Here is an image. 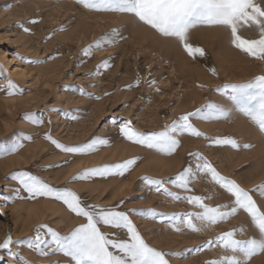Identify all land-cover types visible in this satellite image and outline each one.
Returning <instances> with one entry per match:
<instances>
[{
	"label": "rangeland",
	"instance_id": "1",
	"mask_svg": "<svg viewBox=\"0 0 264 264\" xmlns=\"http://www.w3.org/2000/svg\"><path fill=\"white\" fill-rule=\"evenodd\" d=\"M32 20L38 22L30 23ZM21 26L30 31L25 33ZM61 26L66 31H57ZM112 29L120 33L117 44L94 51L90 57L81 54L82 49ZM190 42L203 48L206 55L189 57L176 41L160 37L127 14L88 11L74 0H0V67L5 70L0 87L10 79L24 90L23 95L12 97L7 96L6 87L0 91V145L10 146L16 140L24 145L16 154L0 159V243L9 234L14 241L10 249L0 250V264H16L17 258L31 264H65L67 258L62 254L42 258L29 249L34 229L47 224L67 235L84 222L61 202L43 197L29 200L23 190L18 194L21 198H16L15 190L20 185L11 174L18 171L38 175L57 188L68 187L87 204L108 208L124 201L118 210L129 214L150 246L170 254L167 257L170 264H205L226 255L217 245L201 252L190 251L223 232L243 227L245 233L236 237L241 240L255 234L250 218L242 211L228 222L199 233L186 229L178 233L166 221H153L131 211L149 208L169 214L199 211L183 200L172 201L151 190L141 179L148 176L171 180L189 165L194 167L195 160L189 153L199 152L222 176L236 181L246 191L264 183V135L236 112L231 119L208 123L191 118V122L209 137L234 138L241 145L238 149L185 134L179 137L181 147L176 153L164 156L120 136L119 122L123 121L130 120L138 131L150 133L162 131L166 124L208 102L230 109L226 97L214 89L224 84L246 83L264 74V63L231 47L229 33L224 29L194 30ZM17 56L47 62L29 65ZM104 60H109L111 66L90 77ZM210 67L216 69V76L210 74ZM21 71L22 76L18 74ZM149 80L156 82L154 87L149 86ZM129 85L133 86L128 89ZM81 88L99 99L81 96ZM26 113L43 119V125L26 120ZM113 118L118 121L116 126L112 124ZM45 132L65 145L105 137L111 146L88 156L66 155L43 139ZM24 136L32 140H22ZM245 144L252 145L251 149H244ZM133 157L140 159L123 177H94L68 183L71 176L86 168L121 163ZM66 160L70 163L64 164ZM165 186L180 196L211 197L204 202L213 207L231 200L229 194L204 176L192 182L189 192L171 184ZM251 194L264 211V197ZM251 264H264V255L254 257Z\"/></svg>",
	"mask_w": 264,
	"mask_h": 264
},
{
	"label": "snow or ice",
	"instance_id": "2",
	"mask_svg": "<svg viewBox=\"0 0 264 264\" xmlns=\"http://www.w3.org/2000/svg\"><path fill=\"white\" fill-rule=\"evenodd\" d=\"M74 2L88 11L102 13L127 14L135 18L140 24L147 26L164 39L176 41L189 57L193 59L204 57L205 50L199 46H193L190 42L191 33L200 28H219L229 33L231 47L243 53L246 57L264 63V0H74ZM32 20L30 23H37ZM23 27V26H21ZM23 31L30 30L23 27ZM57 31H66L61 26ZM245 32L254 33V36H246ZM49 36L47 39H50ZM120 33L117 29L99 37L95 43L82 49L81 54L90 57L94 51L103 50L106 46H114L118 43ZM52 57L51 59H54ZM22 62L29 65L46 63L47 61L29 60L17 56ZM109 60L97 65L96 72L90 77L99 75L100 69L110 67ZM211 75L216 76L214 67L208 68ZM5 75V70L0 67V77ZM154 80H149L150 87L155 86ZM140 78L137 77L135 86H139ZM133 85L127 86L130 89ZM204 87L203 85H198ZM7 89V96L23 95L24 90L19 88L10 79L0 91ZM67 87V86H66ZM159 91V89H157ZM218 94L226 97L231 108L221 104L208 102L202 108L194 112L179 116L171 124H166L162 131L145 133L132 126V122H119L120 136L134 145L142 146L157 154L172 156L181 147L179 137L187 134L195 138H202L214 145H230L238 149L241 145L231 137L213 138L199 131L191 122V118H197L204 122H216L232 118L236 112L247 118L261 135H264V74L255 76L246 83L224 84L214 89ZM81 96L87 95L92 99L91 93H85L79 89ZM108 95V93H105ZM24 118L36 125H43V119L36 118L31 113H26ZM70 119H76L70 116ZM118 121L113 118L112 124L116 126ZM43 139L54 146L59 152L73 156H88L98 152L103 147H110L111 142L105 137H93L80 145H65L53 138L50 132H45ZM22 140L31 141L30 136L22 137ZM21 140L14 141L10 146L0 145V159L16 154L22 147ZM244 149H251L252 145L245 144ZM195 160L194 167L189 165L169 181L153 179L143 176L141 179L151 190L165 196L172 201H185L195 208L197 212L164 213L155 209H133L145 218L153 221L159 219L166 221L169 228L180 233L188 230L199 233L221 223L228 222L241 211L250 218L251 226L255 234L248 239H237V235H243L246 231L243 227L223 232L197 247L195 252L204 251L213 245L221 247L226 255L219 259L206 261L205 264H251L254 257L264 255V211L258 206L252 192L264 197V183L250 191H246L236 181L222 176L210 161L199 152L189 153ZM139 157L127 159L121 163L106 164L97 167L86 168L71 176L68 183L89 181L94 177H123L129 173L138 163ZM70 161H64L68 164ZM62 166V165H58ZM43 170H47L46 168ZM199 176L210 178L211 182L224 190L231 197L230 203L218 206H209L204 201L211 197L198 195L180 196L170 191L166 184H171L185 192L191 191L190 185ZM11 178L17 181L20 188L16 189V198L19 192H26L27 199L38 198L51 199L61 202L67 210L76 217L83 218V223L72 229L67 235L49 227L47 224H39L34 229V237L29 241L28 247L42 258H48L52 254H62L67 258L65 264H170L167 258L170 254L150 246L144 239L129 214L118 210L120 204L113 207L91 205L83 201L77 193L68 187L57 188L50 185L40 176L28 171H18L11 174ZM107 228L115 231H104ZM123 238H120V236ZM117 238H113V237ZM14 243L9 234L2 243L0 250H8ZM16 264H31L30 261L17 258Z\"/></svg>",
	"mask_w": 264,
	"mask_h": 264
},
{
	"label": "bare ground",
	"instance_id": "3",
	"mask_svg": "<svg viewBox=\"0 0 264 264\" xmlns=\"http://www.w3.org/2000/svg\"><path fill=\"white\" fill-rule=\"evenodd\" d=\"M239 61H240V60H239ZM18 74L22 76V75H24V71H21V72H19ZM242 76H243V75H242Z\"/></svg>",
	"mask_w": 264,
	"mask_h": 264
}]
</instances>
